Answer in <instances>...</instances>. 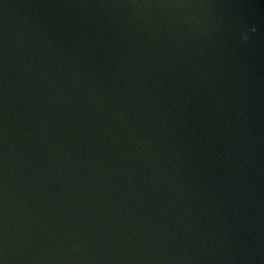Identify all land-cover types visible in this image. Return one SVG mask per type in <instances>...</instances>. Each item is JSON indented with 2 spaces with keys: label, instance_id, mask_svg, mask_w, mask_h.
<instances>
[{
  "label": "water",
  "instance_id": "95a60500",
  "mask_svg": "<svg viewBox=\"0 0 264 264\" xmlns=\"http://www.w3.org/2000/svg\"><path fill=\"white\" fill-rule=\"evenodd\" d=\"M0 264H264V0H0Z\"/></svg>",
  "mask_w": 264,
  "mask_h": 264
},
{
  "label": "clouds",
  "instance_id": "9594fccd",
  "mask_svg": "<svg viewBox=\"0 0 264 264\" xmlns=\"http://www.w3.org/2000/svg\"><path fill=\"white\" fill-rule=\"evenodd\" d=\"M250 31L254 33V32L256 31V28L253 26V27L250 29ZM244 39L247 40V39H248V36L245 35V36H244Z\"/></svg>",
  "mask_w": 264,
  "mask_h": 264
}]
</instances>
